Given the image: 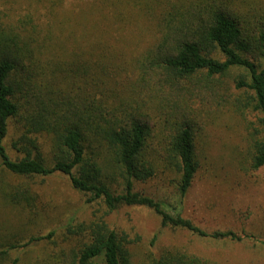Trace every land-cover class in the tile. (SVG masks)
Here are the masks:
<instances>
[{"label":"trees","instance_id":"16d2710c","mask_svg":"<svg viewBox=\"0 0 264 264\" xmlns=\"http://www.w3.org/2000/svg\"><path fill=\"white\" fill-rule=\"evenodd\" d=\"M44 2L52 19L43 41L35 25L28 31L18 27L20 32L0 22V164L20 179L2 191L5 201L23 210L33 208L36 194L24 181L58 173L84 195L87 204L98 203L107 214L121 207H144L158 217L160 229L183 230L210 241L241 242L243 237L232 230L207 232L134 192V183L149 180L162 167L161 172L169 169L178 175L176 190L180 198L185 197L200 166L192 125L185 116L177 117L167 143L155 149L145 115L137 110V118L124 121L118 118L124 110L106 106L103 59L76 53L67 59L66 51L51 42L58 24L54 17L62 3L40 1ZM110 7L118 20L125 7L156 24L157 39L137 62L130 81L133 88L146 84L156 69L176 80L195 75L212 79L241 71L233 79L238 92L233 106L240 115L245 110L254 115L255 123L248 128V164L253 171L263 168L264 0H115ZM22 21L18 24L26 25ZM37 26L42 28L38 22ZM82 41L93 46L97 37L85 28ZM10 121L20 131L11 143L18 159H12L3 145ZM42 135L49 138L50 157L41 152L38 137ZM119 182L122 191L116 193L111 186ZM54 236L51 232L45 239L53 241ZM156 240L153 235L150 245ZM135 242L99 217L67 226L63 243H69V248L54 253L48 264H217L172 247L136 261ZM24 246L10 245L0 255ZM10 264H19L18 257Z\"/></svg>","mask_w":264,"mask_h":264},{"label":"rangeland","instance_id":"374dc122","mask_svg":"<svg viewBox=\"0 0 264 264\" xmlns=\"http://www.w3.org/2000/svg\"><path fill=\"white\" fill-rule=\"evenodd\" d=\"M40 1L0 0V22L17 30L35 25L37 37L43 41L51 17L47 2ZM60 1L62 5L54 17L58 22L54 26L56 36L51 42L66 51L67 59L72 53L103 59L107 64L103 65L106 106L124 110L119 119L137 118L139 110L152 128L155 149L167 143L170 125L179 116L186 117L196 135L200 166L184 198L176 190L178 175L169 169L161 172L162 167L149 180L134 183V192L160 202L167 212L180 214L207 232L232 230L243 240L210 241L183 230L160 229L158 217L144 207H121L107 214L98 203L87 204L84 195L58 173L24 181L36 200L33 208L23 210L3 198L2 191L20 179L9 175L0 164V252L10 245L26 244L8 256L0 255V264H10L17 257L19 264H48L54 253L69 248V243H63L67 226L76 227L99 217L110 228L136 241L132 249L136 261L172 247L183 248L211 263L264 264V167L253 171L248 164V128L255 119L246 110L243 115L236 113L233 106L238 95L233 79L241 71L234 69L212 79L195 75L176 80L156 69L149 73L146 84L140 82L133 88L130 81L137 62L157 39L155 21L125 7L121 8L123 18L118 20L117 12L110 7L115 0ZM85 28L94 33L97 44H84ZM216 57L222 59L218 54ZM98 70L97 75L101 73ZM19 135L14 121H10L3 145L12 159L20 158L11 146ZM38 141L42 154L50 157L49 138L42 135ZM111 188L116 193L122 191L120 182ZM51 232L55 233L53 241L45 239ZM153 235L157 240L150 245ZM34 238L41 239L32 242Z\"/></svg>","mask_w":264,"mask_h":264}]
</instances>
